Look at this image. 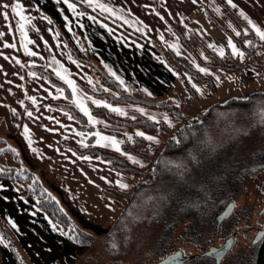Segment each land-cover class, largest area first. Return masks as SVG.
<instances>
[{"label":"crops","instance_id":"crops-1","mask_svg":"<svg viewBox=\"0 0 264 264\" xmlns=\"http://www.w3.org/2000/svg\"><path fill=\"white\" fill-rule=\"evenodd\" d=\"M72 2L78 5L76 12L83 13L82 15L73 12L64 0H21L25 23L21 21L19 13L12 12L11 7L5 9L3 6H10L15 0H0V32L4 33L0 35V126L14 129L18 127V132L15 130L14 133L21 138L25 152L33 162L45 171L44 177L39 173L40 170H35L37 167L33 168L48 189L59 193L68 207L73 203L78 209L76 212L88 221L103 225L117 213V205L103 197V189L130 190L134 178L102 158L97 160L88 154L77 153L70 147L94 146L123 155V152L106 144L89 143L90 132L78 128V122L72 114L70 116L69 111L56 105L70 103L77 107L72 96L73 86L57 74L58 70L75 81L77 95L85 97L91 111L96 104L87 99L88 97L104 99L89 90L97 88L99 83L93 62L104 67L115 78L109 72L111 67L128 85V88H124L132 93L172 100L173 94H181L178 91L181 87L178 81L182 77L175 64L176 59H172L176 56L171 54L170 42L173 34L178 30L190 34V26H195L197 22L209 25V19L214 21L220 15L227 16L223 5L250 27L240 14V8H244L255 21L264 26V0H234L238 7L229 5L227 0H102L112 6L118 15L92 7L84 0ZM4 11L9 13L7 19L3 17ZM228 19L234 22L230 17ZM101 20L103 24L100 23ZM21 23L27 29L26 36L21 34ZM105 24L109 27H105ZM161 36L164 38L161 39ZM5 40L9 43L5 44ZM25 43L32 52L25 51ZM11 44L16 47H11ZM77 53L92 62L81 59ZM32 60L35 61L34 64L29 63ZM178 60L180 59L177 58ZM33 68L47 70L67 84L71 96L67 95L63 87L52 84ZM64 69L68 71L64 72ZM32 72L36 75L32 76ZM178 72L180 75H177ZM145 88L152 95H148ZM58 90H62L64 95H57ZM31 96L36 97L35 102L29 99ZM21 101L24 103H20ZM116 105L124 107L127 112H139L138 108L132 107L137 104ZM138 106L148 111L147 117L153 113L162 117L166 113L154 107ZM13 108L16 109L15 112L12 111ZM29 109L32 111L31 116L27 114ZM92 114L98 119L96 124H92L88 116H85L93 127L94 138L96 131H100L123 140L127 133L134 136L136 129H139L110 122L95 115L93 111ZM24 124H28L30 129L31 145L24 135ZM81 132L84 133L83 136L80 135ZM82 139L85 140L83 145L80 143ZM117 179L124 180L129 187L122 188L114 183ZM0 183L8 185L0 188V213L26 250L33 256L34 253L38 256L36 264L48 263L49 251L61 250L63 245L71 247V241L63 231L57 230L61 228L49 215L38 209L32 198L21 195L17 182L6 179ZM85 208L87 212L83 211ZM8 217L15 221V226ZM53 224L56 225L55 228ZM5 245L0 240V249L3 252L1 264H17Z\"/></svg>","mask_w":264,"mask_h":264},{"label":"rangeland","instance_id":"rangeland-1","mask_svg":"<svg viewBox=\"0 0 264 264\" xmlns=\"http://www.w3.org/2000/svg\"><path fill=\"white\" fill-rule=\"evenodd\" d=\"M209 18L211 17L209 16ZM218 19L215 18L213 19L214 21L209 19V25L197 22L195 26H190V30H188L190 34L187 33L186 35L193 50L183 42L178 32L173 34V39L170 42L171 54L174 53L180 59L178 61L175 60V64L182 74L181 79L178 81V85L181 84L180 89H178L181 94H173L170 101L174 103L173 98L179 101V103L175 104L179 106L183 113H187L191 117L197 116L200 111L206 110L213 103L225 102L231 98H245L255 89L264 91V77L255 75L252 65H249L245 72L239 74L210 64L214 56L221 57L216 50L217 46L224 45L227 50L228 48L230 49L227 44V38L231 36L235 41L234 36L225 27H228L233 33L240 31L238 24L230 21L225 14L218 16ZM212 42H215V45L209 47ZM173 44H177L178 48L172 47ZM207 49L213 55H210ZM167 54L171 57L168 52ZM205 56L208 59H205ZM257 57L263 59L264 50L261 49ZM172 59L176 58L172 57ZM197 63L201 64L202 67L212 69V71L208 73L201 72L196 67ZM187 65L197 70L205 78L212 80L216 94L211 97L210 94L213 93V89L210 82H207V79L199 80L195 78V75ZM217 75L220 77L219 80L216 79ZM188 76L193 79L188 80ZM232 77L235 78L233 79ZM193 82L199 84L203 91H196L193 88ZM255 107L263 111L264 98H261ZM247 115L250 114L246 110H233L229 115L230 117H226V120L237 121V126L221 129L220 120L216 121L211 130L207 131L200 149L185 153L183 157L167 156L163 161L164 168L170 169L173 171L172 174L176 176L173 179L167 176L160 179L155 185L144 186L132 200L127 201L121 221H116L119 212L123 209V207L119 209L118 206L116 207L117 213L114 214L115 216L113 215L114 217L111 220L103 225L94 224L76 212L77 208L74 207L68 198V202L72 203L69 207L65 203L66 201L64 202L61 199L60 194L55 193L51 189L63 210L69 213L78 227L89 231L94 236V240L92 244L81 247L77 241L78 239H74V241H71L72 245L69 248L63 245L61 250L49 251L48 263L46 264H160L162 257L167 255L165 259H168L171 254L167 253L179 248L182 249L183 254L198 255L189 259L193 260L190 264H209L215 258V264H221L225 254L229 256L231 264H253L252 259L256 255L260 243L259 228L264 225V168L244 169L245 171L239 178L233 180L231 184L226 185L221 190L220 195L212 205L205 209L202 208L201 211H196L195 207H193L192 210L197 213L196 217H176V211L179 210L177 206L182 202L175 200L174 196L179 197L177 194L181 190H174L176 187L173 182L175 179H182L185 181L184 188L191 187V179L194 178L192 176V168L197 166L196 159L199 155H201V158L210 156L220 158L221 154L229 157L243 154L244 149H242L241 153L236 152L235 144L238 141V133L245 130L244 125L247 124L245 117ZM251 115L253 118L255 117V121L263 118H257L255 114ZM170 118L173 121L171 125H176L174 127L184 124L183 117L170 116ZM17 129L18 127L14 129L5 125L0 126V136L5 139L0 143V162H9L17 167L28 168L31 171L37 167L38 169L36 168L35 170H40L39 173L41 172L45 177V174H43L45 171L39 168L33 162V159L29 157L28 153L25 152L21 138L16 134L18 132ZM15 130L16 132L14 133ZM230 137L234 140L227 144L225 139H230ZM158 142L159 148L162 149L164 146L162 139L159 138ZM251 144L253 145L252 142ZM248 147L252 148L250 145ZM7 149H12L14 152H9ZM248 159L252 162L251 158ZM224 160H227V158L225 157ZM143 164H146L145 160ZM241 165L243 164L241 163ZM190 169L192 170L189 172ZM185 170L189 173L185 174ZM193 175H195L194 172ZM201 175V179L205 177L207 183L212 182L213 184L216 180L220 181L221 179V174L214 171L202 170ZM177 191L179 192L177 193ZM34 198L32 199L35 201ZM228 202L234 205L231 212L232 216L224 223H219L217 226L218 230H216L215 214ZM221 204L223 206L219 208ZM0 221L12 230L1 213ZM15 238V245L22 257L23 264H36L35 261L38 256L34 252V256L30 254L16 234ZM230 239H232V242L229 248L224 253H221L220 258L209 257L207 253L211 251L212 247L224 246ZM0 240H3V244L5 242L8 250L14 256L7 241L4 238ZM8 250L6 249L9 253ZM51 252L54 253L51 254ZM2 253L0 249V264L2 263Z\"/></svg>","mask_w":264,"mask_h":264},{"label":"trees","instance_id":"trees-1","mask_svg":"<svg viewBox=\"0 0 264 264\" xmlns=\"http://www.w3.org/2000/svg\"><path fill=\"white\" fill-rule=\"evenodd\" d=\"M222 8L227 16L230 17L235 23H237L240 28V35H236V33L231 32L227 27H225L234 36L237 44L243 48L245 52V58L243 60H240L235 55H232L231 50L228 48L226 50L225 56H214L210 64L239 74L245 72L247 70V67L249 65H252L255 71V75H257L258 77H264V58L259 59L257 57L258 52L261 49L264 50V41L260 39L254 29H251L249 25H247L231 10H229L227 6L223 5ZM246 27L250 29L248 32L243 31V29ZM178 32L183 42L187 44V46L189 45V47L192 49L187 35L180 30H178ZM245 39L251 40L252 44H244L243 41ZM207 51H209V49H207ZM209 54L213 55L210 53V51ZM76 55L79 56L78 53ZM79 57L83 60L86 59L92 62V60L87 57ZM175 58L177 60L176 56ZM93 64L95 66V72L99 83L97 88L89 89L91 93L104 98L112 104H137L146 107H154L166 112L171 117L180 116L184 118V124L178 127H174L176 125H169L163 120L152 121L150 117H147L140 112H127L128 114L125 116L121 115L118 112L112 111L111 109H108L103 105L92 106V111L95 115L103 117L113 123L137 127L143 131L148 132L149 134L158 136L162 139V143L164 144L163 148L160 149L159 142L148 141L146 138L139 137L138 135L133 136V140L135 142H133L132 140H128L126 136L123 137L124 143L122 144V148L125 151H129L145 160L146 164L142 165L138 163L134 164L128 158L118 153L107 151L94 146H88L84 148L70 146L77 153L88 154L93 157L99 156L106 161H111L110 164L115 168L123 173L131 175L134 178V183L130 190H120L116 188L103 189V197L105 199L111 200L113 203H115V205H117V207L119 206V209L123 207L122 211L119 212L116 218L117 222L121 221L124 216L123 214L126 209L127 201L132 200L135 197L136 193H138L144 186L155 185L160 179L167 176L171 179L176 176L175 174H172L173 171L164 168L163 161L167 156L183 157L185 153L200 149L203 145V139L207 135V131L211 130V128L214 126V122L216 121L220 120L221 129H224L226 127L234 128L235 126H237V121L232 122L230 120H226V117H230L229 115L235 109H241L243 111L246 110L247 113L250 114L245 117V121L247 123L244 125L245 130L238 133V141L235 144L236 152L241 153L242 149H244L243 154L241 153L239 156L232 155L231 157H229L223 156L224 154L220 153L222 155L220 156V158L216 156L201 158V155H199V157L196 159L197 166L193 167V170H189V172L192 170V176L194 177L191 179L192 183L190 188H184L185 181H183L182 179L173 180L176 187L174 188V190H181L180 193H182L180 194L178 193L179 191H177V194L175 192L177 196L179 195V197L174 196V199L182 202L179 206H177L179 207V210L176 211V217H196V211H201L202 208L205 209L209 205H212L215 202V199L220 195L221 190L226 185L228 186L229 184H231L233 180L239 178L243 171L248 169L253 170L255 167L264 168V110L262 111V109L260 110L258 107H255L258 101L261 98H264L263 90L255 89L250 95L245 98H231L225 102L213 103L206 110L200 111L197 116L191 117L187 113H183L179 106L171 102L168 98L157 99L140 93L135 94L126 90L115 78H113L107 72L104 67L94 62ZM187 67L191 69V72H193L195 78L199 80L207 79V82H210L213 89V93L210 94L211 97L213 96V94H216L212 80H210L209 78H205L197 70L189 67L188 65ZM33 70L41 74L52 84L63 87L67 92V95L69 97L71 96V90L67 86V84L57 79L53 74L41 68H33ZM56 105L66 109L72 114V116L78 122V128L92 133L93 127L89 125L85 114L77 107L70 103ZM251 114H255L257 118H263L257 119V121H255V117L253 118ZM133 117H135V119H133ZM4 140L5 139L0 136V143ZM93 140L94 135L92 134L89 136L88 141L89 143H92ZM231 140L234 139L231 137L230 139L226 138L225 142L227 144H230L232 142ZM251 142L253 143V145L251 144ZM248 145H250V147L252 146V148L250 149ZM7 151L14 152V150L12 149H7ZM225 157L227 158V160H224ZM248 158H251L252 162ZM214 159L216 160L213 161ZM241 163L243 165H241ZM231 167L233 170L231 169ZM0 168L5 169V171L0 172V181L6 179L14 180L15 182H17L19 191L21 192V195L23 197H35L34 199L36 201L38 209L46 212L49 217L62 229V231L64 233H67L66 236L70 241L78 239L77 241L79 243V246L81 247H85L93 243L94 236L89 231L81 229L74 223L73 218L69 215V213L63 210L57 198L53 195L51 190L45 186V184L34 171H31L28 168L25 169L23 167H17L16 165L9 162H0ZM17 169H20V171H17ZM202 170L214 171L215 173L218 172L221 174V179L223 180H216V182L213 184L212 182L207 183L205 181V177L201 179ZM189 172L185 170V174ZM193 172L195 173V175H193ZM229 203L230 202H228L225 206L221 204L219 208H221L222 206L223 207L220 211L218 210L219 208L217 209L218 211L215 214L216 230H218L217 226L219 224V215L225 210ZM193 207H195L196 211L192 210ZM230 216L232 215H226L223 221L220 223H224L230 218ZM263 227L264 225L259 228L260 243L258 245L256 255L252 259L253 264H264ZM261 229H263V231L260 232ZM0 234H2L3 238L7 241L17 262H19V264H23L22 257L20 256L19 250L15 245V234L2 221H0ZM176 252L182 253L179 257H176V260L179 261V264H190L193 260L189 259L193 258L194 256H198L196 254H183L182 249L180 248L167 254L173 255ZM165 257H167V255L160 259L161 263L163 262L162 260L165 259ZM209 257L215 258L216 255H209ZM215 260L216 258L212 263L209 264H215Z\"/></svg>","mask_w":264,"mask_h":264},{"label":"snow or ice","instance_id":"snow-or-ice-1","mask_svg":"<svg viewBox=\"0 0 264 264\" xmlns=\"http://www.w3.org/2000/svg\"><path fill=\"white\" fill-rule=\"evenodd\" d=\"M85 3H88L90 4L92 7H97L101 10H104V11H107V12H110L112 13V15H118L119 13L112 7L110 6L109 4L107 3H104L102 2V0H84ZM64 3H67L68 6L70 8H72L73 12H76V9L78 7L77 4L73 3L72 0H64ZM227 3L229 5H232L233 7H238L237 4L234 3V0H227ZM4 8H8V7H11V10L12 12H16V13H19L20 14V19L21 21H24L26 23V20H25V14L21 11V9L24 7V5L21 3V0H15V3L12 4V5H8V4H4L3 5ZM38 7V5H37ZM240 11V14L245 18V20L248 22V24L251 25V29H254L256 34L260 37V39L262 41H264V26H262L260 23H258L257 21H255L246 11L244 8H240L239 9ZM77 15H82L83 13H78L76 12ZM159 15V13H158ZM9 16V13L7 11H4L3 12V17L5 19H7ZM46 19H48V17H45ZM121 19H123V16H121ZM100 23H104L103 20L100 21ZM105 27H109L107 24L104 25ZM20 30H21V34L22 36H26L27 34V29L25 28L24 26V23H21L20 24ZM109 30L111 31V28H109ZM250 29L249 28H244L243 31L244 32H248ZM4 33L3 32H0V35H3ZM236 35H240V32L237 31L236 32ZM164 37L161 36V39H163ZM5 44H8L9 41L5 40L4 41ZM244 44H248V45H251L252 44V41L251 40H248V39H245L243 41ZM227 44L228 46L230 47L231 49V54L232 55H235L236 57H238L240 60H243L245 58V52L243 50V48L241 46H239L237 44V42H235L233 40V38L231 36H229L227 38ZM215 45V42H212V44L209 45V47H213ZM11 47L15 48L16 45L15 44H11ZM172 47L174 48H178V45L177 44H173ZM216 50L218 51L219 55L221 57L225 56L226 54V49H225V46L224 45H219L216 47ZM25 51L27 52H32V49L29 48L27 46V43H25ZM34 55H39V53H34ZM71 59V57H69ZM17 59H19L17 57ZM205 59H208L207 56H205ZM29 63H35L34 60L32 61H29ZM196 67L201 71V72H204V73H208V72H211L212 69L208 68V67H202L201 64L197 63L196 64ZM68 70L67 69H64V72H67ZM109 72L112 73L113 76H115V78L117 80H119L122 84L123 87L125 88H128V85L124 82L123 78L119 75H117L112 69L111 67H109ZM58 75H61V78L62 79H66L68 81L69 84H71L73 86V90H72V96H73V101L74 103L76 104V106L82 111L84 112L87 116H88V119L89 121L92 123V124H96L98 122V119L92 114V111L91 109L89 108L88 104L86 103V99L84 96L82 95H77L78 93V88L75 84V81L72 80L69 76H66L64 75V73L60 72L58 70L57 72ZM32 76H35L36 73L35 72H32L31 73ZM177 75H180V73L178 72ZM188 80H192L193 78L191 76H188L187 77ZM233 79L235 77H232ZM216 79L219 80L220 77L217 75L216 76ZM91 82V80L89 81ZM193 88L196 90V91H203V89L200 87L199 84H196L195 82H193ZM145 92L148 93V95H152V92H150L147 88L144 89ZM57 95L59 96H63L64 93L62 90H58ZM29 99L33 100L35 102L36 100V97L35 96H31L29 97ZM87 99H91L93 101V103H95L96 105H104L106 106L108 109H111L112 111H115V112H118L120 113L121 115H127V111L124 107H121L120 105H116V104H112V103H109L107 100H104V99H98L96 97H88ZM174 100V103H179V101H176L175 98H173ZM20 103H24V101H21ZM46 107H51V105H45ZM133 108H138L139 112L141 113H144L146 116L149 115L148 111L143 108V107H139L138 105H132ZM13 112L16 111L15 108L12 109ZM61 111H64V109H61ZM27 114L29 116L32 115V111L29 109ZM69 115L71 116V113H69ZM151 120L152 121H158L160 120L161 118L166 121L169 125H171L173 123L172 119L170 118V116L167 114V113H164L162 117L156 115L155 113L151 114L150 116ZM50 119H54V117H50ZM133 119H135V117H133ZM105 124H107V121H104ZM23 128H24V135L28 138L29 140V144L31 145L32 143V140H31V136H30V129H29V126L28 124H24L23 125ZM53 131H56V129H53ZM81 136L84 135L83 132L80 133ZM89 135H92V133H89ZM127 139L128 140H132L133 142H135L133 140V134L132 133H127ZM136 135H138L139 137H143V138H146L148 141H156L158 142L159 141V137L155 136V135H152V134H149L148 132L146 131H143L141 129H136ZM80 143L83 145L85 144V140H81ZM93 143H95L96 145H102V144H106L107 146H110L112 148H115L117 149L118 151H121L123 152V155L125 157H127L130 161H132V163L134 164H143L144 163V160L141 159L139 156L137 155H134L133 153L129 152V151H125L121 145L124 143L123 140L119 139L117 136L115 135H106L104 134L103 132H100V131H96L95 133V138L93 140ZM10 147V146H9ZM33 151H36V149H33ZM82 159L84 157H81ZM93 157H88V159H92ZM95 159L99 160L100 157L97 156L95 157ZM108 163H111V161H108ZM5 171L4 168H0V172H3ZM17 171H20V169H17ZM81 171H83V169H81ZM86 174V173H85ZM87 175V174H86ZM121 175H123L121 173ZM105 179H108V177H105ZM110 183L112 181H109ZM93 183H95V181H93ZM114 183L118 184L120 187L122 188H127L129 187V185L122 179H117L114 181ZM8 185L4 184V183H0V188H4V187H7ZM109 207H111V205H109ZM231 207V205H230ZM83 211L87 212V208L83 209ZM8 219L13 223V225L15 226V221L12 220L11 217H8ZM53 227L55 228L56 225L53 224ZM59 231H62V229H57ZM65 235H67V233H65ZM0 239H3V236L2 234H0ZM83 242V241H81ZM113 247H115V245H113ZM211 252H213L217 258H220L221 257V253H223V250H224V246L221 245L219 247H212L211 249ZM182 253L180 252H176L173 254V257L170 258V259H175L176 257H179ZM176 264H179V261L176 260ZM221 264H231V261L229 259V256L227 254H225L221 260Z\"/></svg>","mask_w":264,"mask_h":264},{"label":"water","instance_id":"water-1","mask_svg":"<svg viewBox=\"0 0 264 264\" xmlns=\"http://www.w3.org/2000/svg\"><path fill=\"white\" fill-rule=\"evenodd\" d=\"M230 205H231V207H230ZM233 208H234L233 203H229V205L225 208V210L219 215V219H218L219 221H218V222H219V223L222 222L226 215H230L231 212H232V210H233ZM263 229H264V227H263ZM263 229H261L260 232L263 231ZM231 242H232V239H230L228 242H226V244L224 245L223 253L229 248ZM207 254H208V255H215V254H214L213 252H211V251H209ZM172 257H173V255L169 256L167 260H164V261H163L162 263H160V264H175V260H176L177 258H175V259H170V258H172Z\"/></svg>","mask_w":264,"mask_h":264}]
</instances>
